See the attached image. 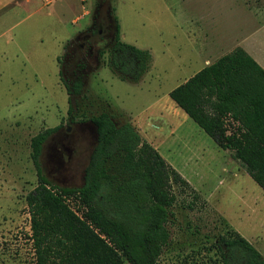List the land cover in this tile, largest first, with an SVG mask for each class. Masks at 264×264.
<instances>
[{"label":"rangeland","instance_id":"374dc122","mask_svg":"<svg viewBox=\"0 0 264 264\" xmlns=\"http://www.w3.org/2000/svg\"><path fill=\"white\" fill-rule=\"evenodd\" d=\"M97 16L150 51L138 82L110 70V43L84 52ZM208 37L224 42L212 60L246 41L264 68V0H0V264H36L25 202L38 182L31 137L59 125L42 146V173L80 186L96 141L89 118L102 111L130 122L190 185H173L169 242L155 264H222L218 238L234 232L264 258L263 190L169 96L204 66ZM61 78L82 82L71 114Z\"/></svg>","mask_w":264,"mask_h":264},{"label":"trees","instance_id":"16d2710c","mask_svg":"<svg viewBox=\"0 0 264 264\" xmlns=\"http://www.w3.org/2000/svg\"><path fill=\"white\" fill-rule=\"evenodd\" d=\"M151 62L148 49L120 40L116 25L107 60L110 70L122 80L138 82ZM61 80L71 114L82 82ZM169 96L219 148L232 152L264 192V68L235 46L170 90ZM89 120L96 141L80 186L57 185L42 173V146L60 126L31 137L38 182L25 202L35 262L155 264L169 242L173 185H190L130 122L117 125L107 111ZM217 249L222 264H264L260 251L238 232L221 235Z\"/></svg>","mask_w":264,"mask_h":264},{"label":"flooded vegetation","instance_id":"af4514ba","mask_svg":"<svg viewBox=\"0 0 264 264\" xmlns=\"http://www.w3.org/2000/svg\"><path fill=\"white\" fill-rule=\"evenodd\" d=\"M104 4V3H103ZM114 20H111L109 16L105 20H100V17L97 16L95 26L92 27V29L86 31L81 37L84 38L87 46L84 49V52H87L86 50H89V43H102L103 45H107L110 43V50L114 46L115 43V33L114 32ZM73 52H76L75 50ZM86 55H89L87 52ZM80 57V56H79ZM69 81V80H67ZM78 96V95H77ZM76 97V96H73Z\"/></svg>","mask_w":264,"mask_h":264},{"label":"crops","instance_id":"0c3cea01","mask_svg":"<svg viewBox=\"0 0 264 264\" xmlns=\"http://www.w3.org/2000/svg\"><path fill=\"white\" fill-rule=\"evenodd\" d=\"M85 14H88V11L86 10L85 12H84ZM214 33V35L216 34L215 32H213ZM224 36H226V35H224ZM217 37H218V35H217ZM213 38V37H208L205 41V49H206V51H207V57L205 58V60H204V66L205 65H208L209 63H211L212 61H214L216 58H218V57H220L221 55H223V54H225V53H227V52H229L230 50H232V48H234L235 46H241L242 48H244L254 59L256 58V55H253V51H251L247 46H246V41H244V42H237L233 47H231L229 50H227V51H222L216 58H214L213 60H212V57H211V53H212V51L214 50V49H219L223 44L222 43H224L222 40H220V39H218V38ZM224 38V37H223ZM222 44V45H221ZM258 59V58H257ZM256 60V59H255ZM258 62V61H257ZM203 66V67H204ZM201 69V68H200ZM188 79V78H187ZM186 79V80H187ZM185 80V81H186Z\"/></svg>","mask_w":264,"mask_h":264}]
</instances>
